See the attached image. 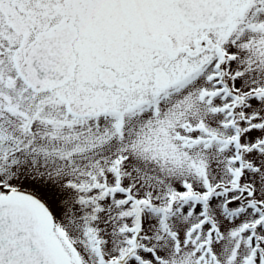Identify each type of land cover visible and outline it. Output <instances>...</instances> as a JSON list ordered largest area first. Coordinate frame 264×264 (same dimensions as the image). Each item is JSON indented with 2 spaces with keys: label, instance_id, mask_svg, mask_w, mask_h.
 Instances as JSON below:
<instances>
[{
  "label": "snow or ice",
  "instance_id": "snow-or-ice-1",
  "mask_svg": "<svg viewBox=\"0 0 264 264\" xmlns=\"http://www.w3.org/2000/svg\"><path fill=\"white\" fill-rule=\"evenodd\" d=\"M0 264H264V0H0Z\"/></svg>",
  "mask_w": 264,
  "mask_h": 264
}]
</instances>
